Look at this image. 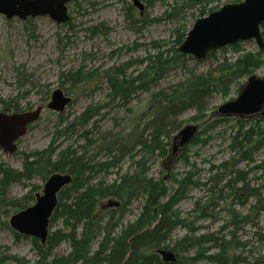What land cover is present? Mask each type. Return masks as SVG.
Listing matches in <instances>:
<instances>
[{"label": "trees", "instance_id": "obj_1", "mask_svg": "<svg viewBox=\"0 0 264 264\" xmlns=\"http://www.w3.org/2000/svg\"><path fill=\"white\" fill-rule=\"evenodd\" d=\"M222 1L180 0L170 12L159 18L141 14L133 2V5L127 7L125 19L129 29L139 36L151 25H160L173 19L184 21L183 15L193 9L199 11L200 18L209 16L221 8L217 4ZM242 1L233 0L231 3ZM148 5L151 7L152 1H148ZM71 22L70 20L63 25L69 26ZM190 30L184 22L178 25L171 35L169 47L162 41H153L149 46L135 43L133 47H126L128 53L137 52L142 47L147 48L148 53L140 59L131 58L128 62L111 66L103 72L100 78L107 85V101L104 104L88 107L74 119L59 114L54 141L44 150L22 152L21 170H15L0 161V215L4 218H9L13 214L10 217L12 219L37 202L39 191L43 190V187L32 185L35 179L39 178L46 182L56 175L70 178V182L57 193V206L50 219L51 233L45 244L37 238L28 237L17 231L11 226L10 221L2 223L15 239L31 240L32 249L37 256L36 261L29 263L23 258L5 254L0 246V264L247 262L248 257L243 258L244 246L235 240V235L240 230L239 225L249 224V216L240 217L235 210L229 211V215L234 218L230 224L236 230L228 235L223 234L225 226L220 232L213 234H197V229L191 230V235L176 241L172 240V235L176 229L190 227L191 223L182 217L176 207L188 197L191 188H207L209 195L204 204L202 201L195 204L194 213L200 220L212 219L215 217V211L222 210L220 201L223 199L224 190L230 189L233 194L247 190L245 185L247 175L238 171V166L242 161L251 163L254 155L263 149L264 114L229 117L235 119L238 126L231 142L235 156L221 162L219 166H212L210 178L205 183L196 181L194 173L188 172L181 178L172 175L170 177L172 186H169L165 178L154 179L148 175L149 170L146 169L148 163L155 157L165 159L171 156L170 160L175 159L170 150L169 140L177 130L182 129L183 124L179 121L182 115L193 111L196 113L193 121L203 122L207 119L215 94L228 96L234 85H238L243 79L249 80V77L255 75L264 65V51L258 49L257 52L240 54L235 60L225 57L207 71L196 72L189 68V63L194 59L179 52V47ZM90 31L93 37H106L111 30L107 25L101 24ZM262 33L264 34V31ZM239 44L222 50L226 52L231 49L235 54L240 53L242 46ZM216 54L217 52L210 54L207 59H218ZM176 70L185 72V77L162 88L163 81ZM93 76L84 75L80 71L61 74L60 86L65 90L63 92L65 96L69 97L81 84L94 81ZM67 85L71 89H67ZM28 94L26 92L10 101H3L0 113L13 115L26 112L20 101L26 99ZM144 94L148 95L144 100V106L141 109L134 107L133 102ZM47 95H51L50 90L47 91ZM107 109L117 111L122 109L131 115L133 127L131 132L114 134L98 128L97 119L103 115L102 111ZM215 115L216 120L209 123L207 120L206 131L229 119L221 117L219 113ZM33 126L34 124L30 125L28 129ZM96 133L99 134L97 138ZM201 133L198 131L196 138L180 151L183 152L191 145H205L208 141L200 137ZM62 138L76 139L78 143L64 147L59 143ZM185 153L183 155L180 153L179 160L187 161ZM103 155L106 159L100 160ZM128 155L134 160V172H127L112 184L104 179L97 181V177L102 173L107 174L118 168L123 158ZM16 184L30 187V190L21 198L11 199L8 196L9 189ZM114 199L120 203L119 207H102L104 201ZM136 200L143 201L141 214L136 220L125 224L124 219L129 213V208ZM236 200L242 203L241 198ZM251 209L253 213L264 212L261 197ZM59 223L62 227L52 231L53 226ZM259 239L263 241L264 237L261 236ZM62 243H67L70 250L57 254ZM192 249H196L194 256L189 255ZM160 250L173 252L176 261L166 263L163 255L159 254ZM255 261L256 264H264V258H257Z\"/></svg>", "mask_w": 264, "mask_h": 264}, {"label": "rangeland", "instance_id": "obj_2", "mask_svg": "<svg viewBox=\"0 0 264 264\" xmlns=\"http://www.w3.org/2000/svg\"><path fill=\"white\" fill-rule=\"evenodd\" d=\"M148 1H152V6L148 5ZM180 0H142L145 7L144 14L150 17L159 18L175 7ZM233 0H223L219 5L221 8L226 4H232ZM134 0H72L68 5L71 25L60 26L50 19L49 16L30 18L21 20L18 18L7 20L5 16L0 15V106L3 101H10L20 95L28 92L26 99L20 101L21 107L26 112H34L39 107H43L40 117L34 123L25 137L18 140L17 151L14 155L3 152L0 149V161L9 165L13 169L21 170L23 168L22 152H36V150H44L55 139L57 132V117L59 114L65 118L74 119L84 112L88 107H95L104 104L107 101V85L101 79L103 72L109 67L128 62L131 58L140 59L148 53L147 48L142 47L139 51L127 52L126 47H133L135 43L149 46L153 41L164 42V45L170 46L173 31L181 25L187 24L192 29V25L200 18L199 11L193 9L186 12L185 20L173 19L163 22L160 25H151L137 36L129 29L126 23L125 13L128 5H133ZM139 10V9H137ZM107 25L111 30L106 37H93L91 29L98 25ZM264 31V27L262 28ZM242 50L235 54L231 49L217 51L215 60L205 59V61H197L194 59L189 63V68L196 72H205L211 66L215 65L218 60L227 57L235 60L240 54L247 52H257L259 47L254 41L240 43ZM121 50V51H120ZM82 72L84 75H94V81L87 84H81L79 88L72 91L69 97L73 102L69 103L63 112H54L47 106L52 101V94L56 89H62L60 86L61 74ZM186 73L181 70L173 71L166 80L163 81L161 87L168 86L185 77ZM257 77L264 78V65L255 73ZM101 77V78H100ZM247 79L241 80L238 85H234L228 96L217 93L214 95L212 104L208 110L207 119L203 122H194L196 113L188 111L179 118L182 129L187 125L198 126L202 132L200 137L208 142L205 145L198 144L189 146L183 152L179 149L173 154V139L180 130L173 134L169 140L170 150L173 160L167 156L164 158L152 159L148 165V175L154 179L165 178L169 186H172L171 176L176 178L183 177L186 173H194L196 181L205 183L210 178V168L219 166L223 161L231 159L235 156L231 149L233 136L238 130L237 121L229 118L227 122H220L218 126H213L206 131L207 123L212 122L217 117L218 108L235 100L242 87L247 83ZM23 86V87H22ZM67 89H71L69 85ZM51 91V95H47V91ZM63 90V89H62ZM65 92V90H63ZM147 94L139 96L134 102V107L144 106V100ZM31 109L30 111L27 109ZM103 115L97 119L98 128L103 132H113L114 134H122L124 131L131 132L132 119L131 115L122 109L104 110ZM33 125V124H32ZM264 125V124H263ZM205 131V132H204ZM138 135L140 131L138 130ZM99 134H95L97 138ZM64 147L78 143L76 139H60ZM83 143V142H81ZM185 153L186 160H179L181 154ZM181 153V154H180ZM180 154V155H179ZM100 160L106 159L103 155ZM134 160L128 155L123 158L120 166L113 169L110 173H102L97 177V181L104 179L109 184L124 176L127 172H134ZM238 171L247 175L245 185L246 191H238L236 194L228 190L222 193L223 199L220 201L221 209L215 211V217L208 220L198 219V215L194 213L195 204L202 201L203 204L209 198L207 188H191L188 197L181 201L176 207L183 218L187 219L191 224L188 229H176L172 235V240L176 241L186 235H191V230H198L197 234H213L218 233L225 226L223 234L228 235L235 229L230 223L233 222L229 211H236L240 217L249 216V224L239 225L240 230L235 235L244 247L243 258H247L244 264H256L257 258H264V239L260 241V237H264V212L253 213L251 207L262 198V206H264V147L256 155L251 163L242 161L238 166ZM47 182V181H46ZM41 179L32 181V185L42 186L43 190L39 191L43 195L45 183ZM239 186V185H238ZM241 186H239L240 188ZM30 190V187L23 185H13L9 189L8 196L11 199L23 197ZM250 192V193H249ZM241 198L239 203L236 199ZM116 202L117 200H106L103 202V208L119 207L114 205L109 207L108 202ZM118 202V201H117ZM143 201L136 200L129 208V213L124 219V223L136 220L141 214ZM9 218L0 215V246L3 252L18 258H23L29 263L35 262L37 256L32 249V242L29 239H15L14 235L7 230L2 223L9 222ZM61 223L53 226L52 231L60 229ZM49 233L50 223H49ZM70 250L67 243L57 250V254H63ZM196 249H192L189 255L194 256ZM28 263V264H29ZM200 264H211L205 261ZM240 264V263H236Z\"/></svg>", "mask_w": 264, "mask_h": 264}, {"label": "water", "instance_id": "obj_3", "mask_svg": "<svg viewBox=\"0 0 264 264\" xmlns=\"http://www.w3.org/2000/svg\"><path fill=\"white\" fill-rule=\"evenodd\" d=\"M72 0H0V15L7 20L18 18L23 21L30 18L49 16L58 25L69 23L68 5ZM134 6L144 13L141 0H134ZM264 0H243L239 3L226 4L209 16L199 18L188 32L187 38L179 47V52L197 61H205L210 54L226 47L247 41H254L259 50L264 51ZM72 98L65 96L61 89L52 94L48 108L54 112H63ZM43 109L34 112L5 115L0 113V149L10 155L17 151V141L28 133V127L34 124ZM222 117H247L264 114V78L252 75L242 87L239 96L218 108ZM199 131L198 126L187 125L181 129L173 141V154L187 147ZM70 182L69 177L52 176L45 183L43 195L27 211L19 213L10 220L11 226L26 236H31L46 243L49 235L51 215L56 208L57 193ZM109 207L119 206V202H108ZM166 263L176 261L173 252L160 250Z\"/></svg>", "mask_w": 264, "mask_h": 264}, {"label": "flooded vegetation", "instance_id": "obj_4", "mask_svg": "<svg viewBox=\"0 0 264 264\" xmlns=\"http://www.w3.org/2000/svg\"><path fill=\"white\" fill-rule=\"evenodd\" d=\"M17 144H18V141H17Z\"/></svg>", "mask_w": 264, "mask_h": 264}]
</instances>
